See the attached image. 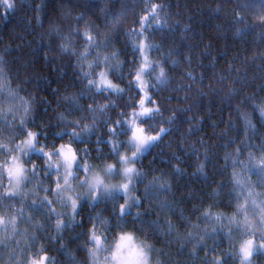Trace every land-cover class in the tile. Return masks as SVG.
<instances>
[{"label": "clouds", "instance_id": "9594fccd", "mask_svg": "<svg viewBox=\"0 0 264 264\" xmlns=\"http://www.w3.org/2000/svg\"><path fill=\"white\" fill-rule=\"evenodd\" d=\"M0 264H264V0H0Z\"/></svg>", "mask_w": 264, "mask_h": 264}]
</instances>
